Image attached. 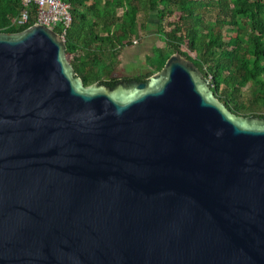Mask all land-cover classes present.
I'll use <instances>...</instances> for the list:
<instances>
[{"label": "water", "instance_id": "obj_1", "mask_svg": "<svg viewBox=\"0 0 264 264\" xmlns=\"http://www.w3.org/2000/svg\"><path fill=\"white\" fill-rule=\"evenodd\" d=\"M66 55L0 32V264H264V118L179 52L115 86Z\"/></svg>", "mask_w": 264, "mask_h": 264}, {"label": "trees", "instance_id": "obj_2", "mask_svg": "<svg viewBox=\"0 0 264 264\" xmlns=\"http://www.w3.org/2000/svg\"><path fill=\"white\" fill-rule=\"evenodd\" d=\"M62 1L70 3L72 15L65 33L66 54L85 86L144 81L179 52L210 80L231 112L264 118V0ZM21 9L22 0H0V32H21L34 24L33 16L25 24L13 23ZM173 15L174 20L164 23ZM152 24L163 45L154 47L149 70L113 75V59ZM62 30L60 24L54 28L58 35Z\"/></svg>", "mask_w": 264, "mask_h": 264}, {"label": "rangeland", "instance_id": "obj_3", "mask_svg": "<svg viewBox=\"0 0 264 264\" xmlns=\"http://www.w3.org/2000/svg\"><path fill=\"white\" fill-rule=\"evenodd\" d=\"M175 17L176 15L166 17L164 23L167 20H174ZM153 18L155 22V16ZM139 35L136 37L139 40L138 44L134 43L132 46L122 48L119 56L113 59L115 66L113 75L116 77H128L147 72L149 66L146 63L149 61L148 58L152 55L154 47L163 45L154 24L150 26L149 30H141ZM66 56L67 60L70 61V56Z\"/></svg>", "mask_w": 264, "mask_h": 264}, {"label": "built area", "instance_id": "obj_4", "mask_svg": "<svg viewBox=\"0 0 264 264\" xmlns=\"http://www.w3.org/2000/svg\"><path fill=\"white\" fill-rule=\"evenodd\" d=\"M33 5L34 14L32 11ZM71 5L62 0H22L20 14L13 19L15 24H25L30 17L35 19L34 24H43L54 30L55 26L62 25L60 38L65 41L66 28L72 22ZM136 43V40H133Z\"/></svg>", "mask_w": 264, "mask_h": 264}, {"label": "crops", "instance_id": "obj_5", "mask_svg": "<svg viewBox=\"0 0 264 264\" xmlns=\"http://www.w3.org/2000/svg\"><path fill=\"white\" fill-rule=\"evenodd\" d=\"M140 36V35H139ZM134 40H136L137 42L135 43V44H138L139 43V40L137 39V38H135ZM133 45H134V42H133ZM148 66H149V64H148V62L146 63ZM146 66V65H145ZM149 68H150V66H149ZM144 69H148V68H144Z\"/></svg>", "mask_w": 264, "mask_h": 264}]
</instances>
